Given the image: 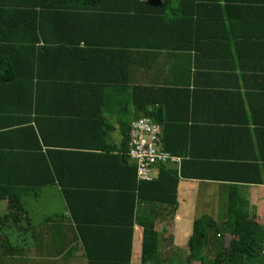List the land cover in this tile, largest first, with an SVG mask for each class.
Wrapping results in <instances>:
<instances>
[{"label": "crops", "instance_id": "0c3cea01", "mask_svg": "<svg viewBox=\"0 0 264 264\" xmlns=\"http://www.w3.org/2000/svg\"><path fill=\"white\" fill-rule=\"evenodd\" d=\"M108 16L102 20L111 25L99 27L87 21L98 18L79 17L82 22L63 32L46 30L48 41L59 36L70 42L49 46L51 57L35 67L28 94L35 95L40 142H47L43 153H57L56 162L68 163L72 181L85 195L112 197L108 202L115 207L124 203L127 220L136 166L128 156L131 125L147 116L137 110L134 88L189 91L142 97L163 127L166 150L181 159L172 168L180 172L188 163L189 176L180 179L176 204L171 197L168 204L151 200L155 193L138 202L131 264H212L231 238L224 229L235 223L239 200L259 226L256 244L264 260V42L247 40L264 37V28L249 31L228 23L200 28L189 39L172 41L189 52L170 51L156 48L169 41L145 40L134 32L123 14ZM92 51L109 53L113 60H86ZM25 204L30 234L10 232L25 248L10 258L0 255V264H89L60 186L42 188ZM210 223L222 232L209 230V246L189 263L191 237L202 227L211 229Z\"/></svg>", "mask_w": 264, "mask_h": 264}, {"label": "trees", "instance_id": "16d2710c", "mask_svg": "<svg viewBox=\"0 0 264 264\" xmlns=\"http://www.w3.org/2000/svg\"><path fill=\"white\" fill-rule=\"evenodd\" d=\"M176 1L177 6L175 0L160 3H144L141 0H0V203H8L7 214L0 216L2 257L16 256L21 248L13 245L10 232L25 234L29 230L25 200L33 194L38 195L42 188L48 186L58 185L62 189L70 219L76 226L89 264H131L137 204L146 200L145 193H155L157 198L151 199L154 201L168 204L171 197L173 203H177L180 179L189 176L186 172L188 163L183 164L180 172L168 166L159 167L158 179L151 182H140L137 167L133 166L134 190L131 207H126L127 220L124 203L115 207L108 202L112 197L85 195L72 181L70 165L56 162L57 153H43V145L47 142H40L41 137L36 130L38 121L33 118L35 95H28L35 86V67L51 57L49 46L70 42L65 40L67 37L59 36H55V41H48L46 30L63 32L72 28L74 23L82 22L79 17H96L97 20L87 21L100 27L111 25L112 22L102 20L110 17L108 15L123 14L131 21L134 32L138 31L145 40L170 43L156 48L185 52H189L190 48L174 47L172 41L176 37L189 39V33L200 28L226 27L227 23L232 28L242 24L249 31L264 28V0ZM224 5L226 7H222ZM237 9L240 14L235 12ZM248 39L258 41L257 44L264 42V37L247 36ZM42 43L46 47H39ZM89 53L86 60L100 59L107 63L113 60L109 53ZM8 93L17 95H6ZM178 94L190 95V92L134 88L138 112H146V117L153 120L156 116L148 113L146 106L142 105V97L147 95L156 99L157 95ZM124 135L128 143L129 132ZM235 218V223L224 229V233L231 238L212 264H264L262 251L256 244L259 226L251 218L244 200H239ZM209 227L211 229L200 228L191 237L189 248L192 257L189 263L195 260L198 250L209 246V230L222 232L215 223H210ZM202 263L207 264L205 261Z\"/></svg>", "mask_w": 264, "mask_h": 264}, {"label": "built area", "instance_id": "2783aa9c", "mask_svg": "<svg viewBox=\"0 0 264 264\" xmlns=\"http://www.w3.org/2000/svg\"><path fill=\"white\" fill-rule=\"evenodd\" d=\"M129 158L137 167L140 182L155 179V170L161 166L179 167L181 159L166 151L163 127L148 117L135 120L131 125Z\"/></svg>", "mask_w": 264, "mask_h": 264}, {"label": "rangeland", "instance_id": "374dc122", "mask_svg": "<svg viewBox=\"0 0 264 264\" xmlns=\"http://www.w3.org/2000/svg\"><path fill=\"white\" fill-rule=\"evenodd\" d=\"M42 206H43V204H41ZM40 205V206H41ZM28 206V209H29V211L32 209V207L28 204L27 205ZM42 209V208H41ZM7 212H8V203L7 202H1L0 203V216H3V215H5V214H7ZM39 217H41V213H37V218L35 217V219L33 220L34 222H36V223H38L39 222ZM25 226H27L26 225V223L24 224ZM24 234V233H23ZM30 233H29V231L28 232H26L24 235L25 236H28ZM15 235H17V234H15ZM24 240V239H23ZM11 242L13 243V245H15V246H21V244L19 243V244H17V243H14L12 240H11ZM25 248V244L23 243L22 244V246H21V248L20 249H24ZM25 264V263H24Z\"/></svg>", "mask_w": 264, "mask_h": 264}]
</instances>
